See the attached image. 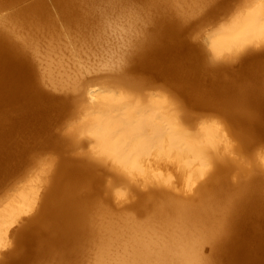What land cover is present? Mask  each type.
<instances>
[{
	"label": "bare ground",
	"instance_id": "obj_1",
	"mask_svg": "<svg viewBox=\"0 0 264 264\" xmlns=\"http://www.w3.org/2000/svg\"><path fill=\"white\" fill-rule=\"evenodd\" d=\"M5 1L3 2L5 3ZM12 1L14 2L16 0ZM42 1L44 0H41V2ZM61 1L63 4L65 3L68 5V7H65L67 10V8L71 9V4H73L74 0H60V2ZM77 1L78 0H76V2ZM102 1L105 0H101V2ZM117 1L119 0H114V3H117ZM181 1L184 3L182 6H185L186 1ZM212 1L207 3V0L206 2L204 0L203 2H205L204 5L206 6L207 4L210 5V2ZM220 1L221 0H219L218 3H220ZM224 1L227 2L228 0ZM234 1L232 0L231 2L234 3ZM242 1L243 0H241V3ZM56 2L58 3V1ZM107 2L105 1V3ZM109 2L111 1L109 0ZM144 2L146 1L144 0ZM177 2L178 1L176 0H161V2L158 4H166L167 8V6L170 4L173 7L177 5L179 6L180 3L177 4ZM192 2H195V0H192ZM197 2L198 0L196 3ZM199 2L197 3V7L200 8V5L203 4V2ZM235 2L238 5L239 1ZM40 3L38 2V5H34L36 7L43 6L44 2L43 4L41 3L42 5H39ZM114 3H111V5H113L112 8L115 5ZM196 3H194V5H196ZM0 4L2 5L1 2ZM6 4H9V2ZM46 4H48V2H46ZM46 4H44V6ZM146 4L150 3L147 2ZM156 4L157 3H154L153 5L155 6ZM213 4H215V7L218 6L216 3ZM228 4L229 1L226 3V5ZM236 4H233L232 6L230 3L231 8L228 7L230 8L229 15L232 14V7H237L235 6ZM74 5L76 7V4ZM74 5H72V7ZM78 5L81 6L84 4L82 3ZM220 5L218 7H220ZM171 6L168 8V10L170 9V12L172 8ZM193 6L191 4V6H188V8L192 7L194 9L195 6ZM211 6L214 7V5ZM211 6L210 9L215 10L213 7L211 8ZM0 7L2 8L3 6ZM34 7L33 9H30V11L33 10L35 14H38L35 12L37 8L35 7V9ZM59 7L62 8L61 5H59ZM161 7L162 9H159L160 11L163 10V7L165 6ZM179 7H181V5ZM197 7L195 9L198 11L199 9ZM218 7H216V9L219 11L220 9ZM25 8L26 7L22 9ZM42 8L44 7H41V9ZM81 8L82 10L86 8L88 13L89 10L91 13V11L95 9L91 7V10L89 9L90 7L88 8L86 6L85 8L81 6ZM130 8L133 7L131 6ZM141 8L142 7H140V10ZM158 8L156 7V13L159 11H157ZM181 8L184 10V7ZM181 8H179L180 11L182 10ZM206 8H208V6ZM206 8L204 12L207 11ZM26 9L27 10H25V12L28 11L27 13L32 15L33 12L30 13L29 9ZM62 9L61 11H63ZM109 9H111V7H109ZM146 9H144L145 12L147 11ZM202 9L199 11H202ZM210 9L207 13H212ZM225 9H227V6ZM49 10L45 12H49ZM131 10L132 9H130V12H133V10ZM177 10L178 9H176V11L174 8L172 9L173 13L178 12V14H182L183 10L181 12ZM221 10H224V8ZM19 11H21V9ZM73 11L75 10L73 9L71 12ZM77 11L78 10H76V12ZM109 11H107V13ZM184 11L183 13L185 15L189 11L193 12L190 8L187 11ZM215 11H213L214 15L218 12ZM220 11L219 13L223 16V18L224 15L228 16V11L224 10V12L226 11V14L224 13V15L222 14L223 12ZM41 12L43 11L40 10L39 14H41ZM155 12L153 13L155 14ZM234 12L229 19L227 18L228 21L225 23L223 21L222 25V22H220L221 26L217 24L218 29L216 30L214 36L212 35L213 37L211 38L210 43L206 41L208 42V45L203 46L204 48L207 47L205 49H208L210 46V50H207V52L209 51V55L213 53L211 54V56H215L211 57L214 58L213 60H215L216 57L217 59L221 57V61H228L225 62L226 64L231 61L233 58L232 56L235 58V56L238 55L236 57L238 59V57L240 58L241 53L245 55L244 51H248L250 48H258V51H256V49L254 51L250 49L252 52H249L248 56L245 55V58L241 56V58H243L241 60L243 62V64H241L242 67L240 66L242 69L239 71V73L236 72V76L234 75V72L236 69H240L239 65H235L237 63L234 65L235 67L238 66V68L235 69L232 67L235 69L233 70L230 67L231 65L224 64V61L223 65L218 66L220 61L216 59L218 61V67L215 68L214 66V69L210 70L211 65L208 64L212 59L210 58L209 60L210 56L207 54V52H205L206 50H204V53L207 55L199 51H202L203 47L200 49V46L202 45L196 44L195 46L192 44L194 43V40H190V37H192L193 34L191 32H193V28V30L196 29L195 25L194 27L192 26V22L194 21V23H196L200 20L198 23H196V25L198 24L199 26L200 23L203 24V21L206 22V18V20L200 18L202 17L200 14L201 16L198 17L197 21L194 19L192 21L189 20L190 22H188L191 24V28L189 29V26L188 29H186V23L183 21L184 25L182 24V20L185 19L183 18L184 15L182 14L183 16H180L179 14L180 18H183L181 20L179 16L176 15V13L175 15L179 18L178 20L171 12L172 16H169L168 19L167 17L166 19L165 17L162 19L164 25H159V27L162 28H159L157 32L155 31L156 33L152 30L149 31L150 29L148 30L147 25H149L150 22L146 24L147 27L144 26L146 28L144 30L149 31V33H146L151 35L142 36L143 40H140V47L138 48L139 50L136 51L137 54L135 56H132L133 54H128L129 58L130 55L131 58L133 57L131 64V61L128 64V61L131 59L128 60L126 57V61L124 60V62L127 63L125 64L123 62L124 64L121 63L122 65L119 64L116 65L118 66L116 67L115 64H113V58H111L113 61L112 63L110 62L111 68L113 69V64L115 69L117 68V70H119L117 71L114 69L117 71L116 75H120V78L118 77L115 82H108V84L105 83L106 85L103 84L104 86L101 85L102 87H99V85L98 87L91 86L86 90L84 88H78L81 86L75 81H66L64 78H54L55 81H53L61 85H68L69 88L76 90L82 89V91H80L77 96L72 98H64V95H60L59 98V95H54L46 90V88L43 86V79L45 77L44 74H46L47 71L48 75L52 76V71L48 67L43 73L41 69V64L43 62L40 59L41 56L37 55V57H40L39 61L36 60L37 58L33 57L35 56L33 53L40 54V52H36L39 50V48L37 47V49L35 45L33 46L32 44L30 46H33L37 50L35 49L33 52V47L31 48L30 46L29 50L28 45L31 40L29 43L25 41L28 43V45L25 43V46L23 43L20 44V42H18L19 39H17L18 36H15V34L12 32L13 30L9 31L11 26L6 28L8 25H4L6 23L4 21L8 19H0V181H2V179L4 180L3 177H10L8 174H10L13 169H16V166L14 168L16 163H13L14 165H12V162L17 160V156L25 155V159H27L26 154L23 153L28 150L35 142L32 140V138L30 140H32L31 142H34L31 145L27 144L26 141V143L23 141L27 137L26 133L30 131L34 133L35 136H37L36 133H44V137H48L50 140L48 141L52 143H50L51 146L54 144L57 146H55L57 149H64L66 147L63 151L75 149L76 147L80 148L81 143L84 145V142H81L80 140L83 137H79L82 135H87L86 137L90 138L88 141L91 140L93 143L92 151L90 152L91 156L90 154L85 153L87 155H84L83 153L82 156L84 157L79 158L65 154L63 157L57 158L61 159L59 160L60 165L59 167L56 166V169L58 168L57 171L54 167L53 171H56V173H54L55 175L52 174L53 171L50 173L51 176H54L53 181L51 182V187H47V189H45L46 187L44 186L45 190H49L48 192L45 191V193L44 191L42 192L44 193V196H46L43 200L40 201L39 199V191H41L39 190V187H41V184H49L48 182L44 183L43 178L45 175H47L46 170H52H48L46 167L42 168L43 175L35 177L32 180L31 186L26 187L21 191H17V193H15L0 209V264H72L71 261L69 262V259L74 261L73 257L75 258L76 264H213L212 260L214 255L211 256L212 253L206 248L207 252H209L208 254L210 255L211 253L210 256L212 257H209L207 254L209 257L208 258L205 255L207 253L206 250L201 247L211 243V249L214 248L215 250H213L214 253L217 252L223 256L218 264L220 262L221 264H264V169H262V166H259L257 171L261 169L263 173H260L261 170L258 173L255 171V175L249 171L251 174L248 175V177H245V175L242 174V176L245 177V180L243 178L239 179V177L236 175V177L241 181L238 182V180H236V184H232L233 186H230L229 184L231 181L230 179L233 176L232 172L239 168L238 161H240V159L237 160L239 157H242L241 162H243V158L246 160L248 159V164L246 163L247 161L244 162V164L246 163L245 167L246 165L250 164L252 157L257 158V156L259 157L257 158V161H261L260 163L264 166V149L260 151L264 146L262 147L263 144H261V148L259 149L260 144H258L259 146L256 145L258 142L264 139V49L261 50V48L264 46V0H244L243 4ZM80 13L82 12L78 13L79 17H82L81 15H83V17L86 15V13L85 15H80ZM105 13L103 15H105ZM167 13L169 14V11ZM63 14H65V12ZM154 14H152V16H154ZM42 15L44 14L42 13L41 16ZM88 15L90 14H87V16ZM107 15L108 14H106V17ZM155 15L158 17L156 21L159 22L161 17H163V15L165 16L166 14L163 13L160 19V12L158 13L159 16L157 14ZM203 15V18L207 16V14L206 16L205 14ZM211 15L214 17L213 13ZM65 16L66 14L64 17ZM87 16L85 17L86 21L81 19L82 21L84 20L82 23L88 21L87 19L89 17L87 18ZM192 16L194 15L192 14ZM192 16L190 15L189 18L191 19ZM195 16L197 15L195 14ZM67 17L69 18L70 14L67 15ZM71 17L77 18L78 16L76 15ZM79 17L77 19H79ZM101 17H99V19ZM106 17L104 16L105 20ZM209 17L211 19V16H208L207 18ZM27 18L29 19V17ZM91 19L92 18H89V21ZM214 19L211 20L214 21ZM220 19L218 17L217 21H220ZM48 20L49 19H47V21ZM93 20H96L95 22H97V19ZM91 21L90 23H92ZM50 22H52V20ZM100 22L101 20L99 23ZM160 23L162 22H159V24ZM209 24H211L210 21ZM155 26L154 29L156 30L158 25L157 27ZM50 28L51 27L49 26V29ZM105 28L107 29L106 26ZM150 28L152 29V27ZM106 29L104 31H106ZM138 29L139 30H136L138 32L140 31L139 33H142L140 28ZM184 29L189 31L191 30L190 32L188 31L189 34L191 33L190 37H187V31L184 33ZM50 30H48V33H52V30ZM54 30L55 29H53V33L56 31ZM15 31L18 32L16 29ZM87 31L89 33L90 30ZM87 31L85 34H87L88 38L89 34ZM94 32L92 33L94 34ZM99 32L101 31L99 30ZM139 33L138 38L140 39L141 37L139 36ZM21 34L19 32V35ZM121 34L124 39L126 38L125 40H127V34L123 35V32ZM136 34L134 37H136ZM58 35L60 36L59 32ZM94 35L91 38L92 40L96 37V39L92 40L93 42L97 40V38H100L103 34L101 35L100 33V37H94ZM30 36L32 38L31 34ZM51 36L53 39L54 35ZM183 36L189 38L188 40H190V42ZM35 38L37 39V37ZM101 38L98 39L101 41H99V44L103 43L105 40L104 38V40ZM135 39L136 38H134L133 41H135ZM139 39H136L138 44ZM23 40L21 42H23ZM35 42L37 43V40ZM125 42L126 41H124V43ZM128 42L129 39L127 40V43ZM127 43L125 44L127 45ZM131 43L135 44L136 42L134 43L131 40ZM39 45L37 43L36 46ZM121 45L123 46L122 43ZM197 46L199 49H197ZM119 48L120 47L118 45V49ZM118 49L116 53H118ZM30 51L33 52V56ZM122 52L123 53L121 54L118 53L117 56L119 57L120 54L122 58L123 54L126 53L124 50H122ZM48 54L50 55V53ZM47 56H43V58H47ZM230 57L231 59L228 60ZM234 58L232 59L233 62L237 60ZM119 59L120 58H118V60ZM211 63L213 65V61ZM49 64L50 62H48V65ZM234 65L232 64V66ZM135 69L147 70L149 76L152 74L151 77L153 76L152 72L154 71L161 75L160 78L163 76L164 78H162L165 79L166 77V82L169 79H173L172 84L173 82L175 84L177 79L178 83L181 84L179 88L181 91H183V93H185V95H187L186 97L184 96L185 98L190 99L193 105H197L203 108V110L206 108H212L210 110H213V108H215V112L216 110H218V112L220 111L219 113H216L224 114L226 119L231 121L230 124H232L235 129H241L237 131L235 130V133L246 140V147H249L250 151H256L258 147L259 151L257 149V154L254 153V155L252 157L250 155L249 158L243 157V155H241L244 151H242L243 145H239V147L242 148L240 151V148H238V152L242 153L239 154L236 152V149H234L233 139L237 140L236 137L238 135H234L236 136L234 137V132L231 134L232 127L230 126L228 128L229 125L227 126V124H224L226 121L225 117H223L224 122L221 118L216 119L217 117L211 120L208 118L213 117V115H210L211 117L207 118L209 115L205 113L207 115L205 118L207 119H204L200 122L196 121L195 125H191V119L193 120L191 112L189 113L192 118H189L190 116L188 112H185V114L184 111L181 112L182 109L180 110L181 106L185 107V105L189 103H185L188 100L185 102H183L184 99L183 101L181 100L183 103H181V106H179L178 103L173 100V98L169 97L174 88H172L171 93L168 96L167 94L161 93L163 90H165V88L162 89L159 87V92L161 90L162 91L160 93L158 91L156 92L158 86H155V90L152 84H156L158 82L160 83L161 81H157L156 83L152 84L150 83L152 85L151 87H153L151 88L153 92H151L148 88L146 90V87L144 88V84L146 83L143 81V84H137L138 81L136 82L135 80H132V82L130 80L131 77L128 76H131L130 72L132 73V71ZM231 70L234 71L232 72V77L227 75V73L230 75ZM211 71L214 73L211 74ZM134 73L135 72H133V74ZM141 73L143 75V72ZM141 73L139 76L143 77ZM208 74L210 75L207 77ZM138 75L135 74V79L137 80L139 79L137 77ZM148 75L139 81L143 79L146 81L148 79ZM117 76L114 75L116 78ZM151 77H149V79ZM158 77L156 76L155 79L158 80ZM132 78L134 77L132 76ZM153 81L155 82L156 80ZM166 82H164V86L166 85ZM142 87L145 91L142 90ZM169 89L170 87H168V89L164 92L169 93L166 92ZM148 90L150 94L148 93ZM181 91H179L180 95H178L180 97L182 93ZM175 95L177 96V94ZM184 97L182 96L181 98ZM69 105H72L71 107L74 109L70 107L72 109L71 110ZM193 105L191 107H195L196 109H192V111L200 110L197 109V106ZM56 106L62 107V109L64 108L63 112H65V115V109L68 112L67 108H69L70 111H72V114L74 113L75 116L77 114L79 117V121L74 123L71 127V130L73 131L71 134L72 137H67L60 133V135L63 136L62 138L59 137L60 135L58 131H56L58 133L49 131L50 124L52 123L50 122V113L55 109ZM187 106L189 107L190 105L187 104ZM187 109L189 110L191 108ZM187 109H185V111H188ZM205 112L207 111L205 110ZM63 114H60V116L57 115L56 118L58 116L59 118H62ZM52 115L53 114H51V117L54 116ZM196 115H198V111L196 112ZM201 115L204 116L203 111L202 114L200 112V116ZM201 117H199V120H201ZM54 120V122H56L55 116ZM54 122L53 124L55 125ZM51 128H53V126ZM232 130L234 131V128ZM32 133L30 137L34 135ZM51 133L52 135L53 133H55V135L58 134V139H60L58 140L57 137L53 138L55 135L50 138ZM261 133L263 135H261ZM47 134L49 136H47ZM18 136L20 138L23 137L24 139L21 140ZM29 138L27 137V141H30ZM54 139H57L58 141L55 140L56 142H53ZM244 139H242V141ZM239 141H241V138H238V143ZM44 142L46 144V139ZM262 142L264 143V141ZM38 143H41V139ZM45 144L42 145L45 146ZM28 145H30V147H28ZM254 146L256 147L254 150H252ZM31 149H33V147H31ZM234 152H236V154L239 156L235 154L236 159H233V157L232 159H229L228 155L232 153V155H234ZM255 158H253V161H256ZM20 159H22V157ZM57 159H55V161H57ZM19 160H17V163L20 162ZM101 162L103 165L105 164L106 168H108L110 165L114 168V171L116 170L115 172L121 173L123 176L121 174L120 176L119 173L114 174L121 177L120 180L122 181L128 177H134V181L131 179V182L134 183L137 179L136 176H141L144 178V183L147 185L153 183L151 184V188L150 186H146V188H148L146 189V192L144 191L145 189H142L144 191V197L141 198L140 196V198L143 200V203L149 202L147 205L151 206V208L149 206L151 210L146 208L148 207L147 205H142V200H140L138 197L139 194L137 195V199L134 196V202L131 203L132 205L136 201L140 200V205H138L141 207L135 204L134 205L135 207L137 206L139 208V210L136 211H140L141 208L142 211H145V213L147 212V216L145 214V217L144 215L141 216L144 217V219L139 218L140 216L134 215L129 210L128 211L131 214H128V211H125L127 214H120V211L118 213V210H116L118 203L114 207L115 209L113 211L110 210V205V209L109 207L104 206L107 204V202L103 205L99 203L97 195L99 196L100 200L103 198V196L101 197V194L99 195L102 188V192H107L106 194L109 196L111 195V192H114L113 194H117V191H115L113 187L115 186V183H113L114 185H110V182L113 181V179H109V176H106L108 177L107 179L111 181L109 182L106 179L105 181H108V183H104V178H106L105 172L107 171L104 170L105 172L103 171V173L105 174L102 173V169H100L102 166H100ZM259 162H257V164ZM21 163L22 162L18 164L21 166ZM26 163L27 162L24 161L23 164ZM44 163L53 168V161L47 163L46 160ZM255 164H252L251 162V164L247 167H249V169H251L253 172V167H250L254 165V170H256ZM165 166L166 168L167 166H171V168L172 166L177 167L180 170L182 177L180 176L179 178H184V182L186 181L188 184L187 189H177L175 183H173V181L166 175L167 171L164 172ZM242 166L243 165L241 164V167ZM111 167H109L108 170L111 169ZM243 168L241 170L242 173H244ZM19 169H21V167ZM100 170L101 172H99ZM237 172L238 171L233 173L234 177L235 174L239 173ZM249 172L247 170L246 175L249 174ZM111 174H113V172ZM240 174L238 175L240 176ZM47 176L48 178L51 177L49 173ZM122 177L126 178L122 179ZM48 178L46 181H50ZM139 178L138 180H140ZM117 179L120 182L119 178ZM36 180L38 183H35L37 182ZM42 181L43 183H41ZM126 181H128V179ZM123 182L122 185L125 184ZM103 183L108 184V187L110 185L111 189L108 187H102ZM116 183L118 182L116 181ZM129 184L130 183L127 185ZM138 184L139 183L135 182V184L132 185L136 186ZM182 184L186 186V184L183 183V179ZM182 184L180 183V185ZM132 185L130 187L133 188ZM164 185H167V187H164ZM225 185L231 188L225 189ZM178 187L182 188L179 186V184ZM105 188L107 190L109 189V191L111 190L110 194L105 190ZM132 188L130 189L132 190ZM136 188L138 189L137 186ZM232 188L234 191L231 190ZM138 190H141V188ZM113 194L112 196L114 197ZM128 194L132 195L135 193L132 192V194ZM44 196L42 195V197ZM94 196H96L97 199ZM42 197L40 196V198ZM113 197H111L112 200H114ZM127 198H125V201H127ZM108 200L110 202V197ZM39 201L41 204H38ZM102 201H105V199H102ZM118 202L124 205V201L122 203L121 200H118ZM128 203L126 204L130 207V202ZM119 205L120 204H118V206ZM122 206H120V209ZM142 206L144 207L142 208ZM123 208L125 209L124 206L122 207V210ZM144 208L146 209L144 210ZM115 210L117 212L116 214H114ZM33 212L35 213L32 216L25 217V215ZM23 220L24 223L21 224L20 221ZM16 223H19L21 226L18 228L16 227L17 229H14L13 226ZM11 234H16L12 241L10 239L12 236ZM205 242L208 243L203 245ZM7 247H9L8 250H5L4 248ZM211 249L210 251H212ZM204 250L206 253L203 252ZM53 257H55L57 261L54 258V262L52 261V263L51 258ZM215 258L216 260H220L217 257Z\"/></svg>",
	"mask_w": 264,
	"mask_h": 264
},
{
	"label": "rangeland",
	"instance_id": "obj_2",
	"mask_svg": "<svg viewBox=\"0 0 264 264\" xmlns=\"http://www.w3.org/2000/svg\"><path fill=\"white\" fill-rule=\"evenodd\" d=\"M3 1H5V0H0V2L2 3V5L0 4V6H3L2 8L0 7V19L1 18H3L2 20H6V19H8V20H6V21H4V22H6L4 25H8V27L6 26V28H9L10 26L11 27H13V28H11L10 27V30L9 31H11V30H13L12 32L15 34V36L17 37V39H19L18 40V42H20V44H22L23 43V45L25 46V44H27L28 45V43H29V41L31 40V44L29 43V45H28V49L30 50V47L32 48L34 45H35V47L37 48H39V50H37L36 48H34L33 47V52H34V50L36 49L37 51L36 52H40V54H37V53H33V52H31V54L33 53V54H35V56H33V54H32V56L33 57H35V58H37L36 60L37 61H39L40 59H41V61H43L42 62V64H41V69H42V72L44 73L46 70H47V68L49 67V69L52 71L51 72V74H52V76L51 75H48V73H47V71H46V74H44L45 75V77H44V79H43V86L46 88V90L49 92V93H52V94H56L59 98H60V95H64L65 97L64 98H67V97H75V96H77V94L80 92V91H82V89H78V90H76V89H73V88H69L68 87V85H61V84H59V83H56V82H54L55 80H54V78L56 79V78H59V79H63L64 78V80L66 79V81H70V80H72V81H75V82H77V83H79L80 84V86L81 87H78V88H84V89H89L91 86H96V87H98V85H99V87L102 85V86H104V85H106V84H108V82H110V83H112V82H115L117 79H118V77L120 78V75L119 74H117L116 75V73H117V71H119V70H117V68L115 69V66L116 65H119V64H124L125 62H124V60H125V58L127 57V59L129 60V59H131V60H129L128 61V64H129V62H130V64L132 63V58H131V55H130V58H129V55L128 54H133L132 56H135L137 53H136V51H138L139 49V47H140V40L142 39V36H148V35H151V34H147V33H149V31H153V32H157V30L159 29V28H162V27H159V25L160 26H162V25H164L163 24V21H162V19L165 17V19H166V17H167V19L169 18V16H172V14L174 15V17L176 18V19H178L179 20V18H180V16H183V18H185V19H181L182 20V24L184 25V23H186V25L187 26H185V28L186 29H188V27L191 25V24H189V20H195V21H197L198 20V17H200L201 15H202V17H200V18H202V19H204V20H206V22H204L203 21V24L202 23H200V25L198 26V24L196 25V23H198L199 21H197L196 23H194V21L192 22L193 24H192V26L194 27V25L196 26V29L195 30H193L192 29V31L193 32H191V33H193L192 34V37H190L191 36V33L189 34L188 33V31L189 30H186V29H184L185 31H184V33L186 32V34H187V37H190V40H194V43H192V41H191V43L193 44V45H195L196 46V44L198 45V44H200V45H202V46H200V49H202V47H203V49H202V51L201 50H199L201 53H204V50H206L205 52H207V50H210V46L208 47V49H205V48H207V47H205L204 48V46L203 45H208V42L210 43V41H211V38L214 36V34L216 33V30L218 29V25L217 24H219L220 25V22H222L221 23V25L223 24V21H224V23L226 22V21H228L227 20V18L229 19L230 18V16H232V14H233V12L235 11V10H237L242 4H243V2H244V0L242 1V3H241V0H235V1H239V3H238V5L236 4V2L234 1V3L233 2H231L232 0H228L229 1V4L228 5H226V3H228V1L226 2V1H224V0H221L222 2H225V3H222L221 1H220V3H218V1L217 0H214V1H212V0H207V3H209V1H212L213 3H216V5H220V4H222V5H220V7H218V6H216V7H218L220 10L222 9V8H224V10H226V11H228L230 8H231V5H230V3L232 4V6H233V4H236L235 6H237V7H232V11H231V15H229L230 14V10L228 11V16L227 15H224V13L226 14V11L224 12V10H221L223 13V15H224V18H223V16L219 13V11H218V9H216V7H215V4H213L212 2H210V5L209 4H207L206 6L204 5V3L206 2V0H205V2H203L204 0H198V2L199 1H201V2H203V4H201L200 5V8L199 7H197V3H196V1L197 0H195V2H192V0L190 1V0H188V2H187V0H185L186 2H185V6H182V5H184V3L181 1V0H176V1H178L177 2V4L178 3H180L179 4V6L181 5V7H184V10L185 11H187L189 8L190 9H192V11L197 7L199 10H201L202 8V11H197V9H195L194 11H196V12H191V11H189V12H191V13H189V12H187L186 13V15L183 13V8H181V7H179L178 5L177 6H175V7H178V8H175V7H173V6H171V4L170 5H168L167 6V8H166V4L164 5V4H162L161 5V3L160 4H158L159 2H161V0H145L146 2H144V0H140V1H138V0H121V2H120V0L119 1H117V3L115 2L114 3V0H110L111 2H109V0H108V2H107V0H105L107 3H105V1H102L101 2V0H81V1H77L76 2V0H74L75 1V3H74V1H73V4H71V9H70V11H69V9L67 8V10H68V12H67V10L65 9V7L67 6L68 7V5H66L65 3L63 4V2L61 1L60 2V0H46V2H48V4H46V2H45V0L44 1H42L41 2V0H16V1H12V0H6L7 2H9V4H6L7 2L5 1V3L3 2ZM11 1V2H10ZM36 1V2H35ZM56 1H58V3L56 2ZM90 1V2H89ZM116 1V0H115ZM127 1V2H126ZM150 1V2H149ZM183 3H181V2ZM215 1H217V2H215ZM35 2V3H34ZM42 3L43 4V2H44V4H46L45 6H44V4H43V6H41V7H44V8H42L41 9V7L40 6H35L37 3ZM57 3V5H56V3ZM93 2V3H92ZM104 2V3H103ZM143 2H144V4H143ZM150 3V4H146V3ZM192 2V3H191ZM39 4V5H42V4ZM60 3V4H59ZM63 5H62V4ZM84 4L86 7H90L89 9H91V7H93V8H95L93 11H91V13H92V15H91V13H90V10H89V13H88V11L86 10V8H85V6L84 5H81L83 8H85L84 10H82V8H81V6H79L78 4ZM111 3L113 4H115L114 5V7H115V9H114V7L112 8V6L113 5H111ZM123 3V4H122ZM154 3H157L156 5H161V6H165V7H163V10H159V9H162V7L160 6H154L153 4ZM188 3H191L192 4V6L194 5V3H196V5H194L193 7H194V9L192 8V7H189L188 8V6H191V4H188ZM212 3V4H211ZM6 4V5H5ZM35 4V5H34ZM74 4H76V7H75V5ZM90 4H91V6H90ZM117 4H119V5H117ZM146 4V5H145ZM152 4V5H151ZM188 4V5H187ZM199 4H200V2H199ZM199 4H198V6H199ZM30 5V6H29ZM38 5V4H37ZM59 5H61L62 6V8H60L59 7ZM72 5H74L73 7H72ZM117 5V6H116ZM143 5H145V6H143ZM187 5V6H186ZM211 5H214V7L213 6H211ZM224 5H226L227 6V9H225V7L226 6H224ZM230 5V6H229ZM31 7V8H29V7ZM37 8H35V7ZM46 6H47V9H46ZM49 6V7H48ZM64 6V7H63ZM133 7V8H130V7ZM150 6V7H149ZM154 6V7H153ZM172 7L171 8V12H172V14H171V12H170V9L168 10V8L169 7ZM203 6H205V7H203ZM208 6V8L210 9V6H211V8L213 7V9H215V10H217V11H215V10H211V12L213 13V16L214 17H212V13H207L208 11H209V9L208 8H206ZM24 7H26V8H28L29 9V12L30 13H32V15L31 14H29V13H27L28 11H26L25 12V10H27L26 8L25 9H22V8H24ZM33 7L36 9L35 10V12H37L38 14H35L34 13V11L33 10H31L30 11V9H33ZM69 7H70V5H69ZM106 7H108V8H106ZM109 7H111V9H109ZM127 7H129V8H127ZM140 7H142L141 8V10H140ZM156 7L158 8L157 9V11H158V13L160 12V16L158 15V13H156L155 12V10H156ZM185 7H186V9H185ZM228 7H230V8H228ZM39 8V9H38ZM81 8V9H80ZM98 8V9H97ZM146 9L147 11L145 12V10L144 9ZM174 8V10L176 11V9H178L177 11H180L179 10V8H181L182 10V14H180V16H179V14H178V12H176V13H173V11H172V9ZM205 8L207 9V11H205L204 12V10H205ZM233 8H234V11H233ZM237 8V9H236ZM21 9V11H19ZM50 9V10H49ZM61 9L65 12V14H66V18L64 17V15L65 14H63L64 12L63 11H61ZM65 9V10H64ZM75 10V11H73V12H71L72 10ZM114 9V10H113ZM130 9H132L133 10V12H130ZM137 9H139V10H137ZM142 9H143V11H142ZM151 11H150V10ZM23 10H24V12H23ZM43 11V12H41V14L43 13L44 15H42L41 16V14H39V11ZM49 10V12H45V11H48ZM76 10H78L77 12L79 13V12H82V13H80V15L81 14H84L85 15V13H86V15L83 17V15H81L82 17H79V15H78V13L76 12ZM82 10V11H81ZM92 10V9H91ZM109 11V10H111V11H109L108 13H107V11ZM131 10V11H132ZM149 10V11H148ZM169 11V14L167 13L168 11ZM104 11V12H103ZM166 11V12H165ZM174 11V12H175ZM180 11V12H181ZM184 11V12H185ZM213 11H215V12H217V13H215V15H214V12ZM220 11V12H221ZM26 13V14H23V13ZM63 12V13H62ZM67 12V13H66ZM70 12V13H69ZM74 12H76V13H74ZM106 12V13H105ZM153 12H155V14H157L158 16H159V19H160V17H161V15H163V13L164 14H166L165 16L163 15V17H161V20H159V22H162V23H160L159 24V22H157L156 20L158 19V17L153 13ZM162 12V13H161ZM198 12V13H197ZM203 12V13H202ZM19 13H22V14H19ZM49 13H50V15H49ZM70 14V17L71 16H78L79 17V19H77L76 17L74 18V17H71V19H70V17L68 18L67 17V15H69ZM72 13H74V14H72ZM105 13V15H103ZM197 15V16H195V14ZM235 13V12H234ZM16 14V15H15ZM46 14H47V16H46ZM72 14V15H71ZM87 14H90V15H88L87 16ZM106 14H108L107 15V17H106ZM152 14H154V16H152ZM178 15L179 16V18L176 16V15ZM192 16V14L194 15V16H192V18L190 19L189 17H190V15ZM201 14V15H200ZM203 14H205V16H206V14H207V16L206 17H204L203 18ZM208 14H210V15H208ZM220 16H219V15ZM23 15V16H22ZM24 15H26V16H24ZM50 17H49V16ZM101 17L102 15V17L99 19V17ZM45 16V17H44ZM87 16V18L89 17V18H92L90 21L92 22V23H90V21H89V18L87 19L88 21V23L87 22H84V23H82L84 20L86 21V17ZM91 16V17H90ZM104 16L106 17V20L104 19ZM208 16H211V19H214L215 18V16H216V18L218 19V17H219V19L221 18V16H222V20L220 19V21L218 20L217 21V19L215 18L214 19V21H216V22H214L213 20H211L210 19V17L209 18H207ZM218 16V17H217ZM25 17V18H24ZM27 17H29V19L27 18ZM51 17H52V19H51ZM95 17H97V18H95ZM157 17V18H156ZM27 18V19H26ZM72 18H74V19H72ZM153 18V19H152ZM156 18V19H155ZM188 20H187V19ZM206 18V19H205ZM47 19H49L48 21H47ZM81 19H84L83 21L81 20ZM93 19H97V22H95L96 20H93ZM103 19V20H102ZM210 19V20H209ZM52 20V22H50ZM101 20V22L99 23V21ZM148 20V21H147ZM74 21V22H73ZM81 21V22H80ZM156 21V22H155ZM183 21H184V23H183ZM189 21V22H188ZM208 21V22H207ZM209 21L211 22V24H209ZM148 22H150L149 23V25H147L148 26V30L149 31H145L144 29H146L145 27H147L146 26V24H148ZM31 23V24H30ZM153 23V24H152ZM30 24V25H29ZM37 24V25H36ZM162 24V25H161ZM13 25V26H12ZM156 25V26H155ZM157 25H158V28H156V30L154 29V26L155 27H157ZM220 25V26H221ZM34 26V27H33ZM49 26L51 27L50 29L52 30H50L49 29ZM105 26L107 27V29L105 28ZM145 26V27H144ZM215 26H216V28H215ZM144 27V28H143ZM150 27H152V29L150 28ZM184 27V26H183ZM16 30H18V32H16L15 31V29ZM48 28V29H47ZM55 29L56 31H58L59 32V34H60V36L58 35V32H56L55 30V32L53 33V29ZM106 29V31H104L105 29ZM139 30L138 28H140V30H141V32L142 33H139L137 30ZM191 28V26L189 27V29ZM94 30V31H92V30ZM128 29H129V31H128ZM154 29V30H153ZM48 30H50L52 33H48L49 31ZM87 30H90V31H92V32H94V34H96V35H94L92 32H90L89 31V33H88V31ZM99 30L101 31V32H99ZM110 30V31H109ZM115 30H118V31H115ZM143 30H144V32H143ZM87 31V33L89 34L88 36V38H87V34H85V32ZM126 31H128V32H126ZM191 31V30H190ZM189 31V32H190ZM19 32H20V34H21V32H22V34L21 35H19ZM36 32V33H35ZM98 34H97V33ZM106 34H105V33ZM123 32V35H125V34H127L128 35V33H129V35L127 36L126 35V37H127V40L129 39V46H128V43H127V40H125L124 39V37L122 36V33ZM125 32V33H124ZM138 32L139 33V36L141 37L140 39L138 38V33L136 34V33ZM147 32V33H146ZM155 32V33H156ZM214 32V33H213ZM57 33V34H56ZM101 33V35H99ZM144 33H145V35H144ZM150 33H152V32H150ZM30 34L32 35V38H31V36H30ZM37 36H36V35ZM56 34V35H55ZM91 34H93L94 35V37L95 36H97V37H100L101 39H103L104 40V42L103 43H101V44H99L101 41L100 40H98V39H100V38H97V40H95L94 42L92 41L93 39H96V37L95 38H93L92 40H91V38L93 37V35L92 36H90ZM135 34H136V37H134L135 36ZM152 34H154V33H152ZM186 34H184V35H186ZM211 36H210V35ZM34 35V36H33ZM51 35H54L55 36V38H54V36H53V39H52V36ZM86 35V36H85ZM107 35H108V37H107ZM207 35V36H206ZM213 35V36H212ZM21 37V38H20ZM25 37V38H24ZM33 37H34V41H33ZM35 37H37V39L35 38ZM84 37H86V38H84ZM107 37V38H106ZM129 37V38H128ZM136 38L137 40L139 39V44L137 43L138 41H136V39H135V41H133V39L134 38ZM184 37V36H183ZM186 36L184 37V38H186L187 40L189 39V38H187ZM24 40H23V39ZM29 38H31V39H29ZM90 38V39H89ZM122 38V39H121ZM132 38V39H131ZM145 38V37H144ZM27 39H28V41H27ZM37 40V43H38V45L39 46H36L37 45V43L35 42L36 40ZM121 39V40H120ZM206 39V40H205ZM207 39H209V40H207ZM23 40V42H21ZM126 41L125 43H127V45L124 43V41ZM131 40H132V42H136L135 44H133V43H131ZM143 40V39H142ZM190 40H188L189 42H190ZM28 42V43H26V42ZM100 41V42H99ZM201 42V43H199V42ZM206 41H208V42H206ZM206 42V43H205ZM25 43V44H24ZM36 43V44H35ZM121 43L123 44V46L121 45ZM205 43V44H204ZM33 44V46H30V45H32ZM134 46H133V45ZM118 45H119V49H118ZM132 45V46H131ZM137 45V46H136ZM30 46V47H29ZM54 46H56V47H54ZM128 48H127V47ZM55 49H54V48ZM125 47V48H124ZM131 47H133L134 48V50H133V48H131ZM124 48V49H123ZM131 48V49H130ZM117 49L119 50L118 51V53H123L122 52V50H124V52H126V53H124L123 54V56H124V58H123V56H122V58H121V56H120V54H119V57L117 56L118 55V53H116L117 52ZM130 49V50H129ZM197 49H199L198 48V46H197ZM250 49H252V51H254L255 49H256V51H258V48H250ZM248 50V51H244V54L246 55V56H248L249 55V52H252L251 50ZM262 49H264V46H263V48H261V50ZM132 50H133V53H132ZM121 51V52H120ZM255 51V52H256ZM129 52V53H128ZM134 52H135V54H134ZM209 52V51H208ZM207 52V54L209 55V53ZM211 52V51H210ZM48 53H50V55L48 54ZM48 56H47V55ZM205 55H207L206 53H204ZM211 54H213V53H211ZM211 54L208 56L209 57V60H210V58L211 57H213L214 55H212L211 56ZM37 55H39V56H41V58L40 57H37ZM128 55V56H127ZM240 55V54H239ZM245 55H243V53H241V55H240V58H241V56H243V58H245L244 56ZM43 56L44 57H46L47 56V58H43ZM238 55H236L235 56V58H234V56H232L234 59H237L236 57H237ZM215 57V56H214ZM40 58V59H39ZM111 58H113V61H112V59ZM118 58H120L119 60H118ZM221 58V57H220ZM220 58L219 59H217V57H216V59L218 60V61H220L221 62V64H220V62H219V64H218V66H221V65H223V61L224 60H220ZM222 58H224V57H222ZM232 58V59H233ZM239 57H238V59L237 60H235V62H233L232 61V59H231V57L228 59V60H230L231 59V61H229V65H231L230 67L232 68V67H234L235 69L236 68H238V66H236L235 67V65H239V67L241 66L242 67V65L241 64H243V62L241 61L243 58H241L240 59ZM111 59V60H110ZM115 59V60H114ZM123 61H122V60ZM212 60H211V62L213 61V65H212V63L210 64H208V65H211L210 66V70L211 69H214V66H215V68L216 67H218L217 66V60H216V62H215V60H213L214 58H211ZM50 60V61H49ZM226 60V59H225ZM240 60V61H239ZM53 63H52V62ZM120 61V62H119ZM126 61V60H125ZM136 61V60H135ZM227 61V60H226ZM226 61H224V64H226L225 62ZM48 62H50V66L48 65ZM113 62V64H115V66H113V64H112V67H113V69L111 68V63ZM124 62V63H123ZM228 62V61H227ZM233 62V63H232ZM240 62V63H239ZM127 63V62H126ZM125 63V64H126ZM134 63V62H133ZM235 63H237V64H235ZM121 64V65H122ZM214 64H216V65H214ZM228 64H226V65H228ZM232 64L234 65V66H232ZM48 65V66H47ZM213 66V67H212ZM116 67H118V66H116ZM212 67V68H211ZM240 67V69H236V71L234 72L233 70H235L234 68H232L233 70H231V73L232 72H234V75L236 76V72H238L239 73V71L242 69ZM52 68V69H51ZM117 70V71H115V70ZM114 70V71H113ZM138 70V71H137ZM140 71V72H139ZM41 72V71H40ZM41 72V73H42ZM112 72H115V73H112ZM133 72H135L134 74H133ZM138 72H139V75H140V73L141 72H143V75H142V73H141V75L143 76V77H140L139 75H138ZM144 72H145V74H144ZM147 72V73H146ZM151 73V72H150ZM149 73V74H150ZM153 73V76L154 75H156L157 77H158V80L157 79H155L156 78V76H154V78H153V76L151 77V75L149 76L148 75V71L147 70H142V69H135V70H133L132 71V73L130 72V75L131 76H128V77H131L132 78V76L134 77V78H130V80L132 81V80H135L136 82H137V84L138 83H142L143 84V82H145L146 84H144L145 86H144V88L146 87V90H147V88L148 89H150V91L151 92H153V90L151 89V88H153V87H151L152 85L154 86V88H155V90H156V87L158 86V88H157V90H156V92L158 91L159 92V87L160 88H162V89H164L165 88V90H167L168 89V87H170V89L168 90V91H166V92H169V93H165L164 91L165 90H161L160 92L162 93V94H167V96L171 93V90H172V88H174V90H172V93L169 95V97H171V98H173V100L176 102V103H178V105L179 106H181V103H183V102H185L186 100H188V101H186L185 103H187V102H189V103H187L188 105H190L189 107L187 106V104L185 105V107H183V106H181L180 107V110H181V112L182 111H184V113L185 112H191V114H192V116H193V120L191 119V125H195L196 124V121L198 122H200V121H202V120H204V119H207L208 117H211L212 115H213V117H211V118H208V119H214V118H216V119H218V118H221L222 119V121L224 120L223 119V117H225V115L224 114H222V113H220V114H218L219 112H218V110H216V112H218V113H216L215 111H214V109L215 108H213V110H210V109H212V108H206V109H204L203 110V108H201V107H199V106H197V105H193V103H191V100L190 99H187V98H185L187 95H185V93H183V91H181V89L179 88V86H181V84L180 83H178V81H177V79H176V81H175V78H174V81L176 82L175 84H174V82H173V84L175 85H173L172 84V80L171 79H169V80H167V82L165 81L166 80V77H165V79H163L162 77L160 78V74H158V73H156V72H152ZM211 74L212 73H214V72H210ZM229 73H230V71H229ZM230 73V75L227 73V75L228 76H230V77H232V75H233V73L231 74ZM133 74V75H132ZM135 74L136 75H138L137 77L139 78L138 80L137 79H135ZM114 75L115 76H117V78L116 77H114ZM146 75H148V79L145 81V79H143V80H141V81H139L140 79H142V78H144V77H146ZM210 74H208L207 75V77L209 76ZM214 75V74H213ZM136 77V78H137ZM149 77H151L150 79H149ZM206 77V78H207ZM211 77H212V75H211ZM153 78V79H152ZM159 79H161V80H159ZM162 79H163V81H162ZM168 79V78H167ZM54 80V81H53ZM149 80V81H148ZM152 80V81H151ZM153 80H156L155 82L153 81ZM134 81V82H135ZM143 81V82H142ZM147 81H148V83H147ZM151 81V82H150ZM157 81H161L160 83L158 82V83H156ZM169 81V82H168ZM210 81V80H209ZM54 82V83H53ZM62 82V81H61ZM133 82V81H132ZM164 82H166V85L164 86ZM171 82V83H170ZM106 83V84H105ZM152 83H156V84H151ZM170 83V84H169ZM178 83V84H177ZM104 84V85H103ZM142 84H141V86H142ZM167 84H169V85H167ZM176 84H177V86H178V89H177V86H176ZM180 84V85H179ZM140 85V84H139ZM101 86V87H102ZM156 86V87H155ZM166 86H168V87H166ZM176 88V89H175ZM142 90L143 91H145L144 89H143V87H142ZM155 90H154V92H155ZM51 91V92H50ZM179 91H181L182 93H181V97L183 96H185L184 98H181L180 96H178V95H180V92ZM86 92V91H85ZM84 92V93H85ZM147 92V91H146ZM159 92V93H160ZM148 93L150 94V92H149V90H148ZM175 94H177V96L175 95ZM173 96V97H172ZM177 99H176V98ZM178 97H179V99H178ZM61 98H62V96H61ZM175 98V99H174ZM183 99H184V101H183ZM60 100V99H59ZM179 100V101H178ZM181 100L183 101V102H181ZM60 101H62V100H60ZM59 101V102H60ZM184 103V104H185ZM191 103V104H190ZM197 106V109H200V110H197L198 111V115H196V112L197 111H192V109H196L195 107L193 108V107H191V106ZM72 106V105H71ZM70 105H69V108L71 107ZM183 107V108H182ZM62 109V107H59V106H56L55 107V111L53 110L51 113H50V119L52 120V118H53V120L51 121L50 120V122H52L51 124H50V132H56V131H58L59 132V135H60V133L61 134H63V135H65V136H71L72 137V133H73V131L71 130V127H72V125L74 124V123H77L78 121H79V117L77 116V114H76V116L74 115V113L72 114V111H70V109L72 108V109H74L73 107H71L70 109L69 108H67L68 109V112L70 113H68L67 112V110L65 109V111H66V115H65V112H63L64 110V108L62 109V111H61V109ZM187 108H191V109H187ZM71 109V110H72ZM184 109V110H183ZM185 109H187L188 111H185ZM59 110H60V112H59ZM205 110L207 111V112H205ZM210 110V111H209ZM201 112V114H202V111L204 112V116L203 115H201L202 117H204V118H202L201 116H200V112ZM62 112V113H61ZM63 114V116H62V118H64V119H62L61 117L59 118V116H60V114ZM68 113V114H67ZM187 113V114H188ZM208 114L209 116H207L206 114ZM51 114H53L54 116H55V119H56V122H58V123H56V122H54L55 120H54V116L53 117H51ZM186 114V113H185ZM57 115H59L57 118H56V116ZM64 115H65V117H64ZM211 115V116H210ZM189 116H190V113H189ZM192 116H190L189 118H192ZM207 116V118H205ZM78 117V118H77ZM199 117H201V120H199L200 118ZM76 118V119H75ZM59 119H62V120H59ZM225 119H226V117H225ZM48 120H49V118H48ZM76 120V121H75ZM188 120V119H187ZM220 120V119H219ZM53 122L55 123V125L53 124ZM224 122V121H223ZM225 122H227V123H225ZM224 122V124L226 125L227 124V126H228V128L231 126L232 127V129L234 128V131L231 129V134H233V132H234V134H233V136L234 135H236V131L237 130H239L240 128H236L235 129V127L234 126H232V124H230L231 123V121H229V119H226V121ZM228 122H229V124H228ZM53 124V125H52ZM53 126V128H51L52 126ZM55 126V127H54ZM70 129V130H69ZM236 130V131H235ZM241 130V129H240ZM58 132H56V133H58ZM71 132V133H70ZM264 132V131H263ZM31 131L30 132H28V133H26L27 134V137L29 138L30 136H31ZM22 134V133H21ZM32 134H34V133H32ZM264 134V133H263ZM262 133H261V135H263ZM19 135V134H18ZM23 135V134H22ZM25 135V134H24ZM36 135L37 136H35V134L32 136V137H30L29 138V140L32 138V140H34L33 142H31L32 140H30V141H27L28 139H27V137L24 139L23 137H19L21 140H23L24 141V143H26L27 142V144H35V145H31V147H33V149H31V147H30V145H28V147H30L28 150H26L27 151V153H26V151L23 153V154H26V156H27V159H25V155L23 156V155H19V156H17L16 158H17V160H19L21 157H22V159H20L19 161L20 162H22L21 163V166L19 165L20 164V162H18L17 163V160L15 161V162H12V165H14L13 163H16V164H18V165H14V168H15V166H16V169H13V171L10 173V174H8V176H10V177H3L4 178V180L2 179V181H0V209L10 200V198L15 194V193H17V191H21V190H23V189H25L26 187H29V186H31V184H32V180L35 178V177H38V176H41V175H43V172H42V168H44V167H46V169L48 168V170L50 169H52L51 171H47L46 170V172H47V175H48V173H49V175L51 176V172L54 170V167H55V170L57 171L58 170V168L56 169V166L57 167H59V165H60V161L59 160H61V159H57V158H60V157H63V155H65V154H67V155H72V156H76V157H84V156H82L83 155V153H84V155H87V154H90V156H91V151H92V147H93V143L91 142V140L90 141H88V139H90V138H87L86 136L87 135H82V136H79V137H83L82 139H80L81 140V142H84L83 144L84 145H82V143H81V146H80V148H75V149H70V150H67V151H63V150H65V148L64 149H57V148H55V146L56 145H52L51 146V142H49L50 140L48 139V137H44V133L42 134V133H40V134H38V133H36ZM51 135H52V133H51ZM50 135V138L51 137H53L54 135H55V133H53V135L51 136ZM238 135V134H237ZM236 135V136H237ZM47 136H49L48 134H47ZM232 136V137H233ZM236 136H234V137H236ZM36 137H37V139H39L40 137V139H41V143L42 142H44L45 141V139H46V144H45V142L44 143H42L43 145L45 144V146H43L41 143H38L39 141H40V139L39 140H37L36 139ZM39 137V138H38ZM57 137V139H58V134H56L53 138H56ZM59 137H62L63 138V136L62 135H60ZM89 137V136H88ZM233 137V138H234ZM263 137H264V135H263ZM53 138H52V140H53ZM238 138H241V141H239V143H238ZM57 139H54V141L53 142H56V141H58ZM236 139L237 140H235V139H233L234 141V149H236V152H238V148H240L239 149V151L242 149L241 147H239V145L240 146H242L243 145V149H242V151H243V153L242 152H238L239 154L240 153H242L241 155H243V157H246V158H249L250 157V155H251V157L254 155V153L255 154H257L256 153V151H257V149H258V147H257V149H256V151H250L249 150V147H246V144H245V139L243 138V137H240L239 135L236 137ZM242 139H244L243 141H242ZM49 140V141H48ZM56 140V141H55ZM22 141V142H23ZM26 141V142H25ZM38 141V142H37ZM262 141H264V139H262ZM262 141H260V142H258L256 145H258V144H260V146H259V149L261 148V144H263L262 145V147L264 146V143L262 142ZM236 142V143H235ZM262 142V143H261ZM51 143V144H50ZM241 143V144H240ZM243 143V144H242ZM37 145V146H36ZM42 145V146H41ZM92 145V146H91ZM245 145V146H244ZM34 146H35V148H34ZM54 146V147H53ZM90 146H91V149H90ZM57 147V146H56ZM255 147L256 146H254L253 148H252V150H254L255 149ZM31 149V150H30ZM248 149V150H247ZM251 149V148H250ZM259 149H258V151H259ZM264 149V147L263 148H261V150L260 151H262ZM89 150V151H88ZM86 151H88V152H86ZM235 151V150H234ZM246 151V152H245ZM248 151V152H247ZM236 152H234V155H232V154H229L228 155V157H229V159H232V157H233V159H236V157H235V154H236ZM249 152H251V153H249ZM85 153H87V154H85ZM81 155V156H80ZM232 155V156H231ZM237 156H239L238 154H236ZM240 155V156H241ZM256 156V155H255ZM85 157H87V156H85ZM88 157H89V155H88ZM235 157V158H234ZM253 158H255V157H252L251 158V160H250V164H251V162H252V164H255L256 165V170H254L255 169V167H254V165L253 166H251L250 168H252L253 169V172H252V170L251 169H249V167H247V166H249V165H246V167H245V164L247 163L248 164V159L246 160V159H244L243 158V162H241V160H242V157H239L237 160H239L240 159V161H238V165H239V168H237V170L236 171H238L237 173L238 174H240V176H242V174L243 175H245V177L247 176L248 177V175H250L251 173L252 174H255L256 175V172L258 173L260 170H258L257 171V169H258V167L259 166H262V169H264L263 167V165L259 162V161H257V158H259L258 156H257V158H255L256 159V161L254 162L253 161ZM23 159H25L24 161L25 162H27L26 164H23L24 163V161H22ZM29 159V160H28ZM55 159H57V161H55ZM28 160V161H27ZM47 160V163L48 162H50V161H53V165H52V167L53 168H51L48 164H46V163H44V161H46ZM48 160H50V161H48ZM260 160V159H259ZM58 162V163H55V162ZM245 161H247L245 164H244V162ZM257 162H259L258 164H257ZM55 163V164H54ZM244 166V168H243V166L241 167V164ZM24 165V166H23ZM51 165V164H50ZM102 165V166H101ZM43 166V167H42ZM50 168H49V167ZM100 166H101V168L100 169H102V173H103V171L105 170V171H107V172H105V173H103V174H105V177L106 176H109V179H113V181H111V180H109V179H107L108 177H106V178H104V181L107 179L109 182H110V185H114L113 183H115V186H113L114 187V190L115 191H117V194L115 193V194H113L112 192H111V195L109 196L108 194H106L107 192H102V189H101V192L99 193V195L101 194V197L103 196V198L102 199H105V201H102V199L100 200L99 199V196L97 195V197H98V201H99V203H101L102 205L105 203L106 204V202H107V204L106 205H104V206H106V207H109V209H110V206H111V209L110 210H114L115 208V206H116V204L118 203V204H120L119 206H118V204H117V208H116V210H118L117 212L119 213V211H120V214H123V213H126L127 214V212H125V211H131V213H133L134 215H138V216H140L139 218H143L144 219V217H145V215L147 214V212L145 213V211H142L141 210V208H140V211H136V210H139V208L137 207H135V205H140V200H142L141 198L142 197H144V191L146 192V189H148V188H146V186L147 187H149L150 186V188H151V184H153V183H150V185L148 184H146V183H144V178L143 177H141V176H136V180H135V182H137V183H139L138 185H136L137 187H138V189H140L141 188V190L143 189H145L144 191L142 190H138L137 188H136V186H133L134 184H135V182L134 183H132L131 181L134 179V177L133 178H126V177H124V178H126L125 180H120V178L121 177H119L118 175H115V174H117V173H119V172H115L114 171V168L113 167H111L110 165H109V167H111V169H109L108 170V164H107V167L108 168H106V166H105V164L103 165V163L101 162V164H100ZM21 167V169H19ZM107 169H105V168ZM99 168H98V170H99ZM113 168V169H112ZM168 168V169H167ZM167 168H166V166H165V170H164V172H166L167 171V173L169 174H167L166 173V175L173 181V183H175V185L177 186V189H179V190H181V189H187V187H188V184L186 183V181L184 182V178H182L183 179V183L184 184H186V186L185 185H183L182 184V179H180L179 177L181 176L182 177V175H181V173H180V170L177 168V167H173L172 166V168H171V166H167ZM175 168V169H174ZM242 168H243V172L245 173H242L241 172V170H242ZM179 171H178V170ZM239 169V170H238ZM15 170H16V172H15ZM234 170V171H235ZM248 170V172H249V174H247L246 175V171ZM56 171H53V173L52 174H54V173H56ZM110 173H109V172ZM178 171V172H177ZM232 172V178L230 179L231 181H230V186H233L232 184H234L235 183V181L236 180H238V182H240L241 180H239L240 178L242 179H244L245 180V177H240L238 174H235V177H234V174L233 173H236V171L235 172ZM256 171V172H255ZM264 171V170H263ZM263 171L261 170V172L260 173H263ZM45 172V173H46ZM99 172H101V170L99 171ZM113 172V174H111ZM108 173V174H107ZM115 173V174H114ZM121 173H119V175H120ZM178 174H179V176H178ZM47 175H45L44 176V183H46V182H48L47 184L48 185H44V184H41V183H43V181L41 182V183H39V184H41L40 186L41 187H39V190H41V191H39L40 192V196L42 197V195L44 196V193H45V191L46 192H48V190H45V189H47V187L49 188V187H51V182L53 181V175L50 177V178H48V176ZM55 175V174H54ZM122 175V174H121ZM120 175V176H121ZM236 175L239 177V179L236 177ZM115 176V177H114ZM116 176H118V177H116ZM123 176V175H122ZM234 177V178H233ZM47 178L48 179H50V181L48 180V181H46L47 180ZM117 178H119V180H120V182L118 181V179ZM123 177H122V179H124ZM138 178L140 179V180H138ZM142 178V179H141ZM178 178V179H177ZM115 179H116V181L118 182V183H116V181H115ZM128 179V181H126ZM130 179V180H129ZM132 179V180H131ZM180 179V180H179ZM203 179V178H202ZM201 179V180H202ZM139 182H138V181ZM141 180H143V181H141ZM200 180V181H201ZM37 181V180H36ZM103 181V182H104ZM108 181H105L104 183H108ZM123 183H125L124 185H122V182ZM130 181V182H129ZM134 181V180H133ZM176 181H178V182H176ZM181 181V182H180ZM203 181V180H202ZM201 181V182H202ZM130 183L132 186H133V188L132 187H130L131 185L129 184V185H127L128 183ZM140 182H141V184H140ZM35 183H38V181L37 182H35ZM103 183V184H104ZM143 183V184H142ZM180 183L182 184V185H180ZM102 184V187H108V184H104L103 185ZM144 184H145V187H144ZM178 184H179V186H181L182 188H180V187H178ZM200 184V183H199ZM236 184V183H235ZM105 185H107V186H105ZM110 185H109V189H111V187H110ZM121 185H122V187H121ZM139 185H140V187H139ZM43 186V187H42ZM46 188H45V187ZM142 186V187H141ZM153 186H155V185H153ZM157 186V185H156ZM183 186H185V187H183ZM112 187V188H113ZM123 188V189H121V188ZM164 187H167V185H164ZM45 188V189H44ZM128 188V189H127ZM130 188H132V190H136V191H138V192H136V191H132ZM135 188V189H134ZM225 189L226 188H228V189H230L227 185H225V187H224ZM109 189L107 190L106 188H105V190L106 191H108V193L110 194V191H109ZM118 189H119V191H118ZM227 189V190H228ZM104 190V191H105ZM113 190V189H112ZM113 190V191H114ZM126 190V191H125ZM132 191V192H134L135 194H132V192H130V191ZM232 191H234V189L232 188L231 189ZM230 190V191H231ZM44 191V193H42ZM129 191V192H128ZM148 191V190H147ZM184 191V190H183ZM140 192H142V193H140ZM229 192V191H228ZM42 193V194H41ZM122 193H123V195H122ZM127 193V194H126ZM128 193H131L132 195H130V194H128ZM106 194V195H105ZM112 194L114 195V197L112 196ZM120 194H121V196H120ZM139 194V195H138ZM141 194V195H140ZM231 194H232V192H231ZM118 195V196H117ZM128 195H129V197H128ZM137 195H138V197L140 198V196H141V198H140V200H138V201H136L137 202V204H136V202L135 203H133L132 205H131V203L132 202H134V196H135V198L137 199ZM40 196H39V199H40V201L41 200H43L46 196H44V197H42V198H40ZM108 196V197H107ZM126 196V197H125ZM95 198H96V196H94ZM109 197H110V202H109ZM111 197H113V199L114 200H112V198ZM118 197V198H117ZM122 197V198H121ZM127 198V201L128 202H130V205L132 206H130L131 208H133V207H135V208H133V209H131L126 203H128L127 201H125L126 199L125 198ZM121 198V199H120ZM133 200H132V199ZM138 198V199H139ZM97 199V198H96ZM129 199H130V201H129ZM118 200L120 201L121 200V202L123 203V201H124V205L123 204H121L120 202H118ZM40 201H39V203L38 204H41L40 203ZM113 202V203H112ZM112 203V204H111ZM149 202H147V203H143V200H142V205L144 204V206H146L147 204H148ZM129 204V203H128ZM135 204V205H134ZM110 205V206H109ZM125 207V209L123 208V210H122V207L123 206ZM138 205V206H139ZM120 206H122L121 207V209H120ZM144 206H142V208L144 207ZM148 206V205H147ZM150 206V205H149ZM149 206L148 207H146V208H149ZM112 207H113V209H112ZM119 207V208H118ZM126 207H128V208H126ZM139 207H141V206H139ZM146 208H144V210L146 209ZM150 208H151V206H150ZM149 208V209H150ZM120 209V210H119ZM149 209H147V210H149ZM116 210L113 212L114 214H116L117 212H116ZM122 210V211H121ZM151 210V209H150ZM128 211V212H129ZM144 212V213H143ZM35 212H33V213H29V214H27V215H25V217L27 216V217H30V216H32L33 214H34ZM130 212L128 213V214H131ZM142 213V214H141ZM140 214V215H139ZM145 214V215H144ZM142 215H144V217H141ZM137 216V217H138ZM147 216V215H146ZM24 217V218H25ZM147 218V217H146ZM145 218V219H146ZM25 220V219H24ZM24 220L23 221H20L21 222V224H23L24 223ZM19 223L17 224H15L13 227H14V229H17L18 227H20L21 225H19ZM17 227V228H16ZM12 235V234H11ZM16 236V234H13L12 236H11V241L14 239V237ZM206 243H208V242H205L203 245H205ZM210 243V242H209ZM208 244H206L205 246H201L202 248H204L205 250H206V248L207 249H209L208 251L209 252H211L212 253V255H211V253H210V255L211 256H215V257H217V258H219L220 260H216V258L213 256V260H212V263L213 264H218V262L219 261H221V258H223V256H222V254L220 255L219 253H217V252H215L214 253V248L213 249H211V245H212V243L211 244H209L208 246H207ZM209 246H210V248H209ZM8 248L9 247H7V248H4L5 250H8ZM210 249L213 251H210ZM205 250L203 251L204 253H206L207 252V250H206V252H205ZM209 252H207L205 255L208 257V253ZM217 253V254H216ZM208 254V255H207ZM209 255V257H211ZM217 255V256H216ZM221 257H220V256ZM219 256V257H218ZM208 257V258H209ZM54 258L55 257H53V258H51L52 260H51V262L54 260ZM212 258V257H211ZM73 259H74V261L72 260V259H69V262L71 261V263L73 264V262H74V264H76L75 263V258L73 257ZM214 259H215V261H216V263H215V261H214ZM55 260H56V258H55ZM57 261V260H56ZM54 262V261H53ZM52 262V263H53ZM223 262H224V260H223ZM222 262V263H223ZM226 262V261H225ZM219 264H221V262L219 263ZM223 264H225V263H223ZM227 264V263H226Z\"/></svg>",
	"mask_w": 264,
	"mask_h": 264
}]
</instances>
